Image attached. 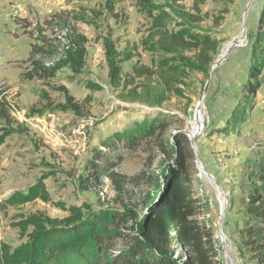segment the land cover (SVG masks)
Returning <instances> with one entry per match:
<instances>
[{
    "label": "rangeland",
    "instance_id": "1",
    "mask_svg": "<svg viewBox=\"0 0 264 264\" xmlns=\"http://www.w3.org/2000/svg\"><path fill=\"white\" fill-rule=\"evenodd\" d=\"M110 1L117 17L108 8ZM183 4L190 9L193 0ZM170 5V0L149 5L135 0H0V99L9 109L8 120L0 117V202L37 184L50 195L49 202L34 199L0 210V240L12 250L27 252L32 227L24 228L23 222L31 216L63 219L74 209L89 215L128 206L141 218L146 197L166 190L163 174L181 167L178 137L189 145L191 197L197 196L200 205L196 218L213 231L217 261L253 264L240 256L236 230L242 225L245 161L253 150L264 152V30L259 28L264 0H206L201 4L206 16L199 23L179 16ZM156 6L166 11L169 29L215 41L209 66L197 62L195 51L167 54L146 42L152 15L160 11ZM55 14L60 17L54 19ZM71 27L88 39L84 69L75 73L65 65L53 77L33 74L27 60L32 45L46 41L64 47ZM230 42L241 45L228 50ZM107 44L123 78L119 86L109 77ZM60 58L47 61L52 66ZM137 63L176 69L169 99L150 105L129 98V77ZM254 65L261 66V86L247 105L243 98ZM65 90L74 97L77 112L60 108L68 105ZM199 103L207 125L192 144L187 131L196 124ZM239 103L246 110L242 123L230 120ZM48 107L58 109L45 110L43 116L30 113ZM155 115L173 123L163 138L151 141V151H125L112 177L90 175L87 165L94 151L107 153L105 140ZM216 186L227 199L224 210ZM169 250L174 259L188 255L177 241Z\"/></svg>",
    "mask_w": 264,
    "mask_h": 264
},
{
    "label": "trees",
    "instance_id": "2",
    "mask_svg": "<svg viewBox=\"0 0 264 264\" xmlns=\"http://www.w3.org/2000/svg\"><path fill=\"white\" fill-rule=\"evenodd\" d=\"M138 4L149 5L152 0H135ZM186 0H170V7L179 16L194 23L202 22L206 13L201 4L206 0H193L187 9ZM110 12L114 13V2H108ZM162 7L158 14L152 15L146 42L167 54H183L195 51V59L204 67L212 62L215 41L209 38H193L182 31H173L166 25L167 13ZM59 14H55L56 17ZM53 17V15H52ZM52 24V19L48 21ZM259 28L264 30V5L259 16ZM87 37L71 27L66 33L67 44L55 47L44 41L43 44L32 45L28 61L33 74L39 77H53L65 65H70L75 73H80L85 65L88 50ZM67 46V47H66ZM111 46L107 44L106 53L109 61V77L114 85H121L122 75L111 54ZM62 56L54 65V60ZM176 69L173 66L135 64L129 77V98L133 101L154 105L169 99L172 81ZM260 65L252 66L246 83V95L243 103L247 104L257 94L261 86ZM33 78V76H32ZM67 92V90H65ZM2 92L0 91V95ZM68 105L60 106L62 110L72 107L74 97L66 93ZM242 103V104H243ZM234 109L230 120H245V107ZM58 107L46 109L32 108L30 113L43 116L45 110L55 111ZM9 109L5 101L0 99V117L9 119ZM173 122L165 116L155 115L134 127L115 132L103 142L107 153L95 150L87 168L93 178L113 176V169L123 160L125 151L144 150L151 141L163 138L167 128ZM177 157L181 167L164 173L166 190L159 195L152 193L145 199L144 211L138 218L136 209L124 206L111 208L103 212L85 215L76 209L63 219L31 216L24 228L32 227L29 235L28 250L22 254L20 250H12L11 246L0 240V264H220L217 260V248L211 228L202 226L196 218L200 205L197 196L191 197L192 180L189 170L190 150L188 142L175 139ZM163 146V142H160ZM245 182L241 185L243 210L242 225L237 228L239 236V253L244 260L253 264H264V152L253 150L244 165ZM34 199L50 201L45 185L37 184L34 189L21 195H11L0 202V210L9 206H18ZM1 228V225H0ZM177 241L188 250V255L174 259V252L169 248ZM177 257V258H178Z\"/></svg>",
    "mask_w": 264,
    "mask_h": 264
},
{
    "label": "bare ground",
    "instance_id": "3",
    "mask_svg": "<svg viewBox=\"0 0 264 264\" xmlns=\"http://www.w3.org/2000/svg\"><path fill=\"white\" fill-rule=\"evenodd\" d=\"M243 35H244V33H243ZM241 42L243 43L244 41L241 40ZM232 44H235V43L230 42L229 43V46L232 45ZM238 45H241V43L238 44ZM219 60H221V59H219ZM216 65H217V63H214L213 64V67H216ZM200 104L201 103L198 104L197 112H196V115H195L196 124L194 125V127L189 132L187 131V135L189 136V139L191 140V142L194 140V138L196 136H198L203 131V128H204V125H205L203 123V120H202V112H201V109L199 107ZM192 144H193V142H192ZM194 145H195V142H194ZM195 147H196V145H195ZM216 187H217V189L219 191V196L222 199V202L221 203H222V208L224 210L225 209V205H227V199L225 197V194L220 190V188L218 186H216Z\"/></svg>",
    "mask_w": 264,
    "mask_h": 264
},
{
    "label": "water",
    "instance_id": "4",
    "mask_svg": "<svg viewBox=\"0 0 264 264\" xmlns=\"http://www.w3.org/2000/svg\"><path fill=\"white\" fill-rule=\"evenodd\" d=\"M236 45H238V44H232V45H230V47L228 48V50H230L232 47H234V46H236ZM226 55V54H225ZM222 60H218V62H217V64L219 63V62H221ZM204 97H205V93L202 95V97H201V100L202 99H204ZM207 125V122L205 123V125H204V127ZM180 133H185L184 131H180Z\"/></svg>",
    "mask_w": 264,
    "mask_h": 264
},
{
    "label": "built area",
    "instance_id": "5",
    "mask_svg": "<svg viewBox=\"0 0 264 264\" xmlns=\"http://www.w3.org/2000/svg\"><path fill=\"white\" fill-rule=\"evenodd\" d=\"M65 39H66V36H65ZM66 44H67V41H66ZM66 44H65V45H66ZM65 45H64V46H65ZM66 47H67V46H66Z\"/></svg>",
    "mask_w": 264,
    "mask_h": 264
}]
</instances>
